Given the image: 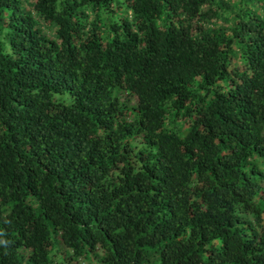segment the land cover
<instances>
[{
    "label": "trees",
    "instance_id": "1",
    "mask_svg": "<svg viewBox=\"0 0 264 264\" xmlns=\"http://www.w3.org/2000/svg\"><path fill=\"white\" fill-rule=\"evenodd\" d=\"M88 257L264 264V0H0V264Z\"/></svg>",
    "mask_w": 264,
    "mask_h": 264
},
{
    "label": "rangeland",
    "instance_id": "2",
    "mask_svg": "<svg viewBox=\"0 0 264 264\" xmlns=\"http://www.w3.org/2000/svg\"><path fill=\"white\" fill-rule=\"evenodd\" d=\"M54 238H56V239L59 241V239H58L57 237H54ZM55 246L59 249V251H60L61 253H63V254L65 255V249L62 247V245H61L60 242L55 243ZM67 254H68V253H67ZM66 256H67V255H66ZM66 256H65V258H66ZM73 263H74V262H73ZM78 263H79V264H91V263H94V261L92 260L91 257H88V258L85 259V260H79ZM24 264H26V263H24Z\"/></svg>",
    "mask_w": 264,
    "mask_h": 264
},
{
    "label": "clouds",
    "instance_id": "3",
    "mask_svg": "<svg viewBox=\"0 0 264 264\" xmlns=\"http://www.w3.org/2000/svg\"><path fill=\"white\" fill-rule=\"evenodd\" d=\"M26 256H27V253L24 252V253H23V257H26Z\"/></svg>",
    "mask_w": 264,
    "mask_h": 264
}]
</instances>
